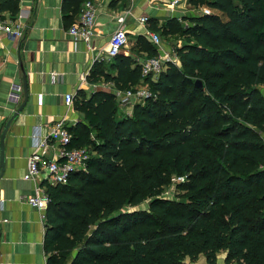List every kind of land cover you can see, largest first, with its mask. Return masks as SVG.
<instances>
[{
    "label": "trees",
    "instance_id": "obj_1",
    "mask_svg": "<svg viewBox=\"0 0 264 264\" xmlns=\"http://www.w3.org/2000/svg\"><path fill=\"white\" fill-rule=\"evenodd\" d=\"M85 1L62 0L67 29ZM187 3L195 17L149 25L184 43L156 81L130 55L90 70L91 84L143 81L153 98L125 116L110 92L75 95L82 119L67 149L89 158L65 185H41L45 264H215L218 252L225 264H264V0ZM4 12L14 18L19 0H0ZM135 47L157 55L143 35ZM170 185L178 200L161 197Z\"/></svg>",
    "mask_w": 264,
    "mask_h": 264
},
{
    "label": "crops",
    "instance_id": "obj_2",
    "mask_svg": "<svg viewBox=\"0 0 264 264\" xmlns=\"http://www.w3.org/2000/svg\"><path fill=\"white\" fill-rule=\"evenodd\" d=\"M91 1L96 10L92 50H87L81 42H73L63 23L62 0H19L16 16L22 17L24 38L18 41L0 36V60L3 62L0 68V134L9 118L25 104L11 122L4 139L5 163L0 178V264L46 262L43 251L45 212L43 219L41 212L25 202L34 194L36 186L45 182V177L42 173L35 183L25 181L27 161L34 154L43 162L62 160L61 147L48 139L51 126L62 118L69 128L81 121L78 112L64 105V96H75L80 91L86 96L92 94L94 90L88 76L93 64L106 52L109 38L117 28V19L127 15L128 36L145 32L146 38L151 23L160 27L170 18L195 17L198 12L187 0L173 6L172 10L168 7L169 0ZM1 15L10 17L8 12ZM142 17L149 19L144 27L137 22ZM122 54L135 59L126 51ZM110 86L106 92L114 90Z\"/></svg>",
    "mask_w": 264,
    "mask_h": 264
},
{
    "label": "built area",
    "instance_id": "obj_3",
    "mask_svg": "<svg viewBox=\"0 0 264 264\" xmlns=\"http://www.w3.org/2000/svg\"><path fill=\"white\" fill-rule=\"evenodd\" d=\"M169 1L168 7L170 10L173 9V6H179L182 3V0ZM206 13L209 14L208 11H206ZM95 16L96 10L92 1H85L81 6L75 22L67 29L73 42L83 43L87 50H92L91 40L95 25ZM126 19L127 15L117 19V28L110 36L106 52L102 56L103 58L100 57V61H112L116 56L121 55L124 48L127 47L128 34L126 29ZM21 20V16H16L12 19L0 15V36H5L9 40L22 41L24 38L25 27L22 25ZM148 20L147 17H142L139 18L137 22L138 25L144 27L148 24ZM146 38L157 49V55L151 58H145L139 62L141 78L143 80L147 78L154 80V78L157 79V77L166 69V66L174 64L173 57H170L173 55H167V52L162 49L163 45L161 37L157 33L147 32ZM2 65L3 62L0 60V68ZM103 83L97 82L92 84L93 90L96 91L101 89L106 91L111 83ZM110 87L114 89L110 93L115 96L117 106L123 111L125 116H131L134 106L141 105L146 100L154 97L148 88L140 85L123 91L117 90L113 84H111ZM74 97L73 94H66L64 96V105L67 108H72ZM68 129V122H66L64 118L53 123L48 134V139L61 147L62 160L43 162L39 155H32L27 161V171L24 176L25 181L35 183L41 174L44 173V180L47 184L52 186L65 185L71 173L84 169L85 162L89 158V151L87 148L67 149L71 140V135L69 134ZM175 181L183 182L184 178H178ZM25 202L41 212V216L44 219V212L47 208L48 199L41 186H36L34 194L31 197H28Z\"/></svg>",
    "mask_w": 264,
    "mask_h": 264
},
{
    "label": "rangeland",
    "instance_id": "obj_4",
    "mask_svg": "<svg viewBox=\"0 0 264 264\" xmlns=\"http://www.w3.org/2000/svg\"><path fill=\"white\" fill-rule=\"evenodd\" d=\"M206 11H208V10L202 9V12H205L206 13ZM147 15L151 17V14L150 13H147ZM152 15H153V13H152ZM144 33L145 32H142L141 35H143ZM157 34L161 37V41H162V45H163L162 46V49L165 52H167V55H170V54L173 55V56H170V57H173L174 65H177L178 64V60L175 57V50L181 48L184 45L183 41L180 40V39H178V38H176V37H175V39L174 38H169L168 39L166 37H162V35L159 32ZM135 37L136 36H131V35L128 36V45H127L126 48H124L123 51H126L127 53H131V55L135 59L141 61V59L144 60L145 58H147V56L146 55H142L140 53V51L135 50L136 49V47H135ZM166 68H167V66H166ZM158 77H157V79H158ZM157 79L154 78V81H156ZM138 85H140L142 87H146V88L149 89L148 84H146L145 82H140ZM262 93L264 95V91H262ZM120 112L123 113V111H121V110H120ZM178 195L179 194L176 192L175 187L173 185H170V186L164 187L163 193H162L161 197L162 198H165V199H177L178 200ZM146 205H147V203H143V204H141V205H139V206H137L135 208H131V209L126 208L125 210L126 211L143 210V209L146 208ZM224 259H225L224 252H218V254L216 255V263L215 264H225L224 263ZM187 263H190V262L187 260ZM190 264H207V263H206L205 257L199 256L198 259L195 262L190 263Z\"/></svg>",
    "mask_w": 264,
    "mask_h": 264
},
{
    "label": "water",
    "instance_id": "obj_5",
    "mask_svg": "<svg viewBox=\"0 0 264 264\" xmlns=\"http://www.w3.org/2000/svg\"><path fill=\"white\" fill-rule=\"evenodd\" d=\"M196 85L200 88H202V83L200 81H197L196 82ZM25 104H23L18 110L16 113L13 114V116L11 118H9V120L6 122L1 134H0V178L2 176V172H3V169H4V139H5V136H6V133H7V130L11 124V122L13 121V119L17 116L18 113H20L23 108H24Z\"/></svg>",
    "mask_w": 264,
    "mask_h": 264
}]
</instances>
